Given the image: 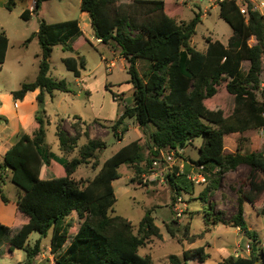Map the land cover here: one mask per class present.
Listing matches in <instances>:
<instances>
[{
    "label": "trees",
    "instance_id": "1",
    "mask_svg": "<svg viewBox=\"0 0 264 264\" xmlns=\"http://www.w3.org/2000/svg\"><path fill=\"white\" fill-rule=\"evenodd\" d=\"M48 1L61 0H35L32 11H24L21 19L27 21L30 13L37 15L42 3ZM14 5L8 0L5 9L11 12ZM218 7L219 17L230 27L232 36L226 45L207 37L205 49L199 51L191 45V39L201 15L177 22L178 15L172 14L180 8L177 4L170 5L167 13L164 0H80V11L91 18L95 39L104 45L114 44L128 65L133 102L123 108L111 126L113 137L121 140L119 131L121 127L122 133L127 131L123 127L127 119L133 120L140 129L153 126L156 130L149 135L145 147L139 140L121 147L102 163L91 180L81 185L72 175L91 159L95 169L99 165L96 153L105 150L106 143L91 140L83 132L88 142L81 148L79 159L68 161L57 157L46 145L45 124L49 120L43 109L38 110L36 131L32 135H22L0 162V181L7 171L9 181L19 191L18 214L26 220L13 235L9 227L0 224V246L9 236V254L23 251L25 264H33L42 254V240L50 235L48 247L53 264H152L149 257L139 254L140 248L151 238H161L152 212L145 211L136 234L129 221L117 215L110 216L116 202L113 182L120 178L118 169L123 165L132 170L135 178L150 174L153 163L160 161L163 153L183 150L200 139L198 157L193 164L203 167L204 176L210 168H214L217 175L209 180L201 199H206L216 189L223 176L245 165L249 168L246 178L249 192L242 193V198L255 205L264 192V152L242 154L236 149L226 154L224 138L264 129V102L257 94L259 77L264 70V15L254 10L250 3L245 15L232 1L220 2ZM81 35L78 20L57 23L40 20L38 31L22 44L26 47L31 40L37 39L40 49L37 76L33 82L22 83L13 91V100L22 101L28 92L39 90L36 101L40 107L46 95L68 93L64 81L50 77L49 60L53 48L58 45L64 52L73 53L71 42ZM8 45V38L0 33V67ZM140 60L150 63L142 72L138 69ZM245 62L248 63L246 71L242 69ZM62 63L76 79L86 65L83 57L63 58ZM222 89L234 100L233 111L228 117L223 116L214 101ZM112 97L115 99V94ZM74 120L85 125L80 117L75 116ZM72 128L73 137L61 121L56 124L55 136L62 152H69L81 136L76 124ZM54 163L63 168L64 175L45 179L46 168L55 167ZM180 174L183 173L175 167L166 179L177 195L191 194L193 184L185 179L179 182L178 177H186ZM1 198L5 200L3 195ZM241 203L239 199L237 214L228 221L213 219V223L231 224L251 242L248 257H238L225 264H264V248L256 246L257 235L247 227ZM256 210L264 216V203ZM73 213L81 223L71 235L72 225L67 220ZM209 217L211 215L204 220L206 225ZM32 233H38L39 239L30 245L28 238ZM205 260L203 247H198L183 253L182 260L171 255L169 264H199Z\"/></svg>",
    "mask_w": 264,
    "mask_h": 264
},
{
    "label": "rangeland",
    "instance_id": "2",
    "mask_svg": "<svg viewBox=\"0 0 264 264\" xmlns=\"http://www.w3.org/2000/svg\"><path fill=\"white\" fill-rule=\"evenodd\" d=\"M164 2L167 13L172 4L180 7L172 12L178 15L175 16L178 18L177 22L189 21L195 14L202 16L200 23L196 26L195 35L191 39V45L197 50L205 49L207 37L225 45L231 38L232 31L220 19L218 2L215 0H164ZM14 4L11 16L22 13L25 9L24 0H16ZM79 6L80 0L42 3L40 17L37 18L34 15L29 28L36 29L42 19L47 23L78 20L81 25L82 35L71 42L74 52H64L58 45L53 48L49 60L50 77L64 81L69 92H54L51 96L46 95L44 103L38 110L43 109L49 120V123L45 124L46 145L57 157H64L68 161L74 158L79 159L81 148L88 142L83 132H86L91 140L106 143V149L96 153L99 165L95 169L93 168L94 160L91 159L88 164L79 166L72 175L75 181L83 185L91 180L99 171L102 163L121 147L136 140H139L140 144L145 147L149 135L156 129L153 126L144 130L140 129L133 120L127 119L123 125L127 131L122 133V127L119 131L121 140L118 141L113 137L111 126L123 112V108L132 105L133 102V89L128 83V65L125 60H121L119 48L114 44L104 45L95 39L89 27L87 15L81 13ZM6 14L8 13L5 10H0V16H6ZM22 50L13 45L9 50L7 63L0 68V102L9 109H13L10 92L17 90L19 83L32 82L37 74L38 45L31 43L27 49ZM67 57L84 58L86 65L84 70H80L79 79L67 71L62 63V59ZM16 58L21 60L20 67L15 66ZM149 64L146 60H140L138 69L142 72ZM247 68L248 63H243L242 69L246 71ZM112 94H115V99ZM258 98L260 99V96ZM214 101L215 105L222 110L224 117L232 113L234 100L224 89L218 91ZM75 116L80 117L85 125L74 120ZM60 121L72 137L75 136L72 126L76 124L80 128L81 136L69 152L61 151L55 136L56 124ZM200 144L201 139L194 141L183 150H178L179 152L175 154L173 168L161 158L158 166L150 174L138 178H135L132 170L125 165L118 169L120 178L113 182L116 202L109 215H117L129 221L132 224L133 233L136 234L145 211L151 210L161 238H151L144 247L140 248L139 254L149 257L152 264H169L171 255L178 256L182 260L183 253L198 247H203L206 255V260L199 264H225L238 257H248L251 242L241 234L239 229L231 227V224L213 223L214 218L225 222L236 215L239 199L242 200V217L249 230L257 235L256 246L264 248V216L256 210L264 203V192L257 198L255 205L242 198V193L248 194L249 192L246 181L249 174L247 166H240L235 172L223 176L216 189L209 193L206 199H201V193L209 186V180L217 177L214 168H210L209 173L205 175L204 184L192 183L191 194L177 195L167 181L166 176L172 174L175 167L183 170L180 176L198 172L193 162L198 157ZM236 149H239L242 154L264 152V129L226 136L224 152L233 153ZM144 152L147 153L146 150ZM54 165L55 167L46 168L45 179L64 175L63 168L56 163ZM178 179L179 182L185 179L188 183L186 177H178ZM176 210L180 212L179 217L176 216ZM207 215L211 217L206 225L204 220ZM67 221L71 222L70 234L73 235L81 222L75 213ZM38 238V233H32L28 238V243L33 245ZM8 239L9 236L0 246V264H25L26 255L23 251L18 250L10 256L7 250ZM69 241L70 239L66 245ZM47 249L48 242L42 247L41 260L38 259L40 264H53V256L50 253L51 258L49 261L47 259ZM33 264H37L36 261H33Z\"/></svg>",
    "mask_w": 264,
    "mask_h": 264
},
{
    "label": "crops",
    "instance_id": "3",
    "mask_svg": "<svg viewBox=\"0 0 264 264\" xmlns=\"http://www.w3.org/2000/svg\"><path fill=\"white\" fill-rule=\"evenodd\" d=\"M12 1L15 2L16 0H12ZM24 1H25L24 11L31 12L35 0H24ZM7 2L8 0H0V10H5L8 13L6 14V16H0V33H4L9 41L5 61L0 68H2L7 63L9 50L10 48L13 47V45L17 46L20 50L27 49L31 43H36L38 45L37 39H33L26 47L22 46L23 42L26 39H28L33 33H36L38 31L39 23L36 29L29 28V24L33 20L35 14L30 13V17L27 21L21 19V14L24 11L15 16H11L12 11L9 12L5 9V5ZM50 2L52 1H48L45 3H50ZM253 3L256 10L261 15H264V0H253ZM36 16L37 18L40 17V11ZM87 19L89 21V27H91L90 19L88 15H87ZM80 26L81 25L79 23V27ZM12 38L14 39L12 40ZM39 55H40V49H39V54L36 55L38 63H39ZM121 60L124 61L123 58H121ZM15 66H19V67L21 66L20 58H16ZM37 73H38V69H37ZM22 83H28V82H22ZM22 83H19V86ZM12 92L13 91L10 92V97L13 101V109L4 107V105H2V103L0 102V162H2L5 153L19 140V138L22 135H32L38 128V125L35 121V115L39 108L38 103L36 101V97L39 94V90L28 92L24 96L22 101H16V102L12 98ZM0 189H1L0 224L9 227L13 235L26 223V220L22 216H20V214H18L17 200L19 197V191L16 188V186L9 181V173L7 171L3 172V180L0 181ZM2 195L4 196L5 200H2L1 198ZM49 240H50V235H48L47 238L42 240L41 243L42 246L44 245V243L47 242L49 245ZM17 251L18 250L14 251L12 254H10V256H13L14 253ZM47 252H48L47 259L49 261L51 258L49 256L50 255L49 247L47 249ZM38 259L41 260V255L36 260V263L40 264V261Z\"/></svg>",
    "mask_w": 264,
    "mask_h": 264
},
{
    "label": "built area",
    "instance_id": "4",
    "mask_svg": "<svg viewBox=\"0 0 264 264\" xmlns=\"http://www.w3.org/2000/svg\"><path fill=\"white\" fill-rule=\"evenodd\" d=\"M216 2L220 3L223 1H232L235 3V5L238 7L240 13L242 15L246 14V6L248 3H250L253 6V9L256 10L253 0H215ZM258 96H260V101L264 102V70L261 72L260 77H259V90L257 92ZM179 152L178 150H171L168 151L166 153L162 154V158L164 160L165 163H168L172 168H173V162H174V158H175V154ZM165 154V155H164ZM158 162L156 161L153 163V167L152 170H154L156 168V166H158ZM197 169V173L193 174L192 172L190 174L186 175V179L196 185H200V184H204L206 182V177L204 176L203 173V167L199 166L196 167ZM183 170L180 168V172H182ZM176 216L179 217L180 216V212L178 210H176Z\"/></svg>",
    "mask_w": 264,
    "mask_h": 264
},
{
    "label": "water",
    "instance_id": "5",
    "mask_svg": "<svg viewBox=\"0 0 264 264\" xmlns=\"http://www.w3.org/2000/svg\"><path fill=\"white\" fill-rule=\"evenodd\" d=\"M90 19V21H91V18H89ZM254 248V250H256V248L255 247H253Z\"/></svg>",
    "mask_w": 264,
    "mask_h": 264
}]
</instances>
